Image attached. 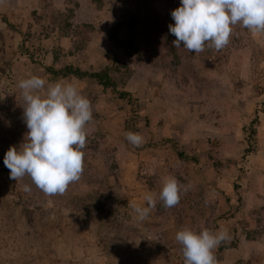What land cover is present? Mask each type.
Segmentation results:
<instances>
[{"label":"rangeland","instance_id":"374dc122","mask_svg":"<svg viewBox=\"0 0 264 264\" xmlns=\"http://www.w3.org/2000/svg\"><path fill=\"white\" fill-rule=\"evenodd\" d=\"M180 6L0 0V264H184L175 235L185 228L227 232L218 264H264V34L236 25L222 50L189 53L168 30ZM66 65L109 69L113 89L47 77L46 67ZM30 75L91 101L84 170L63 195L10 179L3 163L28 131L17 83ZM120 91L129 96L119 101ZM169 176L188 191L139 222L134 207Z\"/></svg>","mask_w":264,"mask_h":264},{"label":"clouds","instance_id":"9594fccd","mask_svg":"<svg viewBox=\"0 0 264 264\" xmlns=\"http://www.w3.org/2000/svg\"><path fill=\"white\" fill-rule=\"evenodd\" d=\"M180 5L170 13L174 24L168 30L176 37L173 46L183 44L189 53L222 50L236 25L264 34V0H180ZM17 88L28 131L19 149L10 146L4 154L9 178L17 181L27 176L44 194L63 195L84 170L86 128L93 121L91 101L71 83L48 82L34 75L19 80ZM42 89H46L43 96ZM124 136L134 148L144 142L139 133L128 131ZM188 188L175 177L165 178L158 194H146L144 206L134 207L136 219L145 221L157 201L165 208L176 206ZM23 190L32 188L25 184ZM228 238L226 231L213 233L206 228L199 232L185 228L175 235L184 264H218L214 249Z\"/></svg>","mask_w":264,"mask_h":264},{"label":"trees","instance_id":"16d2710c","mask_svg":"<svg viewBox=\"0 0 264 264\" xmlns=\"http://www.w3.org/2000/svg\"><path fill=\"white\" fill-rule=\"evenodd\" d=\"M45 72L48 75V78H55V76H59L60 78H68V77H72L74 79L77 80H82V79H93L96 81V83L100 86H102L104 89L108 88V87H112L114 86V83L112 82V80L109 77V69H104L100 72L97 73H88V72H83L81 71L79 68H75L71 65H66L61 69H54L52 67H46L45 68ZM129 94L125 91H120L118 93V100L122 101L123 99H125L126 97H128ZM254 122H252L253 124ZM253 134H255V129L250 128L249 129V135L253 136ZM252 147H248V149H246L245 153H249ZM226 248H228L229 246L224 245ZM240 264L242 263L241 261L239 262Z\"/></svg>","mask_w":264,"mask_h":264}]
</instances>
